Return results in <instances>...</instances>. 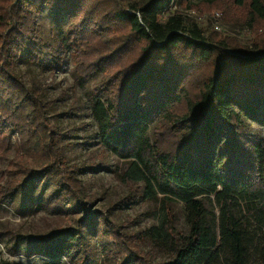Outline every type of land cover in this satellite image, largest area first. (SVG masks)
<instances>
[{
    "label": "trees",
    "instance_id": "1",
    "mask_svg": "<svg viewBox=\"0 0 264 264\" xmlns=\"http://www.w3.org/2000/svg\"><path fill=\"white\" fill-rule=\"evenodd\" d=\"M171 1L0 0V154L9 133L17 135L26 179L52 184L57 209L82 208L39 87L13 74L22 55L55 70L73 49L82 78L102 75L88 93L100 144L127 163L125 178L143 183L147 199L185 205L188 231L174 239L171 259H149L95 216L84 218L81 230L46 239L49 256L75 254L76 264H100L87 251L92 233L115 264H264V141L246 124L264 116V41L246 48L209 41L180 14L162 17ZM245 1L251 15L264 17V0H234ZM43 5L71 16L57 48L33 36ZM158 121L174 126L170 142L149 137ZM203 198L218 215L210 216ZM166 215L149 229L155 242L168 236Z\"/></svg>",
    "mask_w": 264,
    "mask_h": 264
},
{
    "label": "rangeland",
    "instance_id": "2",
    "mask_svg": "<svg viewBox=\"0 0 264 264\" xmlns=\"http://www.w3.org/2000/svg\"><path fill=\"white\" fill-rule=\"evenodd\" d=\"M172 13L184 17L189 26L196 23L203 28L209 41H228L231 46L238 44L244 48L264 41V17L251 15L248 1L239 5L234 0H173L169 10ZM214 17L219 29L213 27ZM70 24L68 9L43 5L36 15L33 36L57 48ZM22 56L13 74L27 87H39L41 99L48 106L46 115L55 133L61 165L75 172L83 203L78 209L67 204L64 212L54 207L53 185L43 186L34 179H26L27 174L20 166L26 158L18 157L14 149L18 136L9 133L8 146L0 154V261L76 264L78 255L75 254L47 255L46 239L57 232L81 230L82 220L91 216L103 219L108 229L149 259L156 262L171 259L176 247L174 239L188 231L185 205L176 200H162L161 196L147 199L143 183L125 178L127 163L100 144L88 93L100 83L101 73L82 78L79 75L82 68L77 65L73 49L55 70L29 63ZM201 67L204 65L198 68ZM246 124L249 133L264 141V116L246 119ZM173 129L174 126L158 121L151 125L149 137L161 145L163 140H172ZM32 168L37 169L35 163ZM203 203L211 217L218 215L211 200L203 198ZM162 212L167 214L168 236L155 242L149 229L159 224ZM90 234L87 235L88 254L100 264H115V255L106 253L108 246L101 244L97 235ZM259 258L256 254L255 259Z\"/></svg>",
    "mask_w": 264,
    "mask_h": 264
},
{
    "label": "built area",
    "instance_id": "3",
    "mask_svg": "<svg viewBox=\"0 0 264 264\" xmlns=\"http://www.w3.org/2000/svg\"><path fill=\"white\" fill-rule=\"evenodd\" d=\"M172 4H173V0H172L171 3H170L169 9H168L166 12L162 13V17H163V18H165V17L169 14V10H170ZM213 27H214L215 29H219V28H220V27L218 26V22H217V20H216V17L213 18Z\"/></svg>",
    "mask_w": 264,
    "mask_h": 264
}]
</instances>
